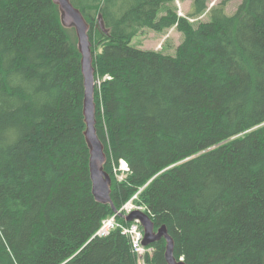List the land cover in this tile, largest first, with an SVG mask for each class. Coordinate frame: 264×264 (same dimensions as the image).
Returning <instances> with one entry per match:
<instances>
[{
	"label": "trees",
	"instance_id": "1",
	"mask_svg": "<svg viewBox=\"0 0 264 264\" xmlns=\"http://www.w3.org/2000/svg\"><path fill=\"white\" fill-rule=\"evenodd\" d=\"M70 1L90 26L114 207L137 193L186 264H264V0H193L187 15L176 0ZM172 26L173 55L130 45ZM80 60L52 0H0V264H167L163 238L138 256L120 227L96 235L114 212L92 194Z\"/></svg>",
	"mask_w": 264,
	"mask_h": 264
},
{
	"label": "water",
	"instance_id": "2",
	"mask_svg": "<svg viewBox=\"0 0 264 264\" xmlns=\"http://www.w3.org/2000/svg\"><path fill=\"white\" fill-rule=\"evenodd\" d=\"M59 9L61 23L66 28H74L77 37V48L81 54V72L83 76L84 97H83V115L86 128L84 131L90 157L89 171L92 182V194L97 202L110 204L114 213L117 209L111 200L110 174L104 169L107 157L104 151V145L96 132V103H95V68L93 66L92 43L89 37L90 26L84 18L82 12L75 7L70 0H52ZM97 26L105 33L108 29L105 27L102 14H98ZM127 222L138 220L144 231L142 244L150 246L161 240H165V260L167 264H186L184 260L177 259L174 255V241L168 234L165 225L155 229V224L149 215L141 210H133L125 215Z\"/></svg>",
	"mask_w": 264,
	"mask_h": 264
},
{
	"label": "rangeland",
	"instance_id": "3",
	"mask_svg": "<svg viewBox=\"0 0 264 264\" xmlns=\"http://www.w3.org/2000/svg\"><path fill=\"white\" fill-rule=\"evenodd\" d=\"M221 1L222 0H208V9L220 3ZM192 2L193 0H176L175 3H176L179 14L187 15L188 12L190 11ZM240 3H241V0L228 1L226 4V12L227 13L234 12ZM208 9L201 15L190 18L191 22L196 24L199 21L208 20L209 19ZM181 41H182V34L177 30L175 26H172L171 28L167 29L164 32H156L154 30L145 28L131 40L130 45L133 47L141 48V49L159 50L166 54L173 55L175 54L176 47L180 44ZM98 84H100L99 81H98ZM117 169L118 167L116 168V171L119 173L118 174L119 178L121 176L124 177L127 174V172H121V169H118V170ZM118 217L124 218L125 216L118 214ZM140 264H143V263H140Z\"/></svg>",
	"mask_w": 264,
	"mask_h": 264
},
{
	"label": "built area",
	"instance_id": "4",
	"mask_svg": "<svg viewBox=\"0 0 264 264\" xmlns=\"http://www.w3.org/2000/svg\"><path fill=\"white\" fill-rule=\"evenodd\" d=\"M106 78H109V76H106ZM119 168L121 169V172L129 171L128 165H127V163L124 160H120ZM120 178H123V177L121 176ZM136 199H137V193L131 199H129L126 203H124L122 205V207L119 210H117L116 213H113L111 216L106 217L102 221L98 231L96 232V235H98V236H106L114 228L120 227L122 233L129 237L132 251L134 253H136V254L141 256V255H143L146 252H152L153 249H152L151 246H144L142 244V241H143V238H144V232H143V229L141 227L140 222L138 220H134V221L130 222L127 225H121L117 221L118 214H121V215L125 216V215H127V214H129L131 212V211L130 212L127 211V209L129 207H132L133 210L145 211V207L141 206V205H138L136 203ZM137 233H140L141 237H142L140 239V241H139V244H137V242H136V239H137L136 238V234Z\"/></svg>",
	"mask_w": 264,
	"mask_h": 264
},
{
	"label": "clouds",
	"instance_id": "5",
	"mask_svg": "<svg viewBox=\"0 0 264 264\" xmlns=\"http://www.w3.org/2000/svg\"><path fill=\"white\" fill-rule=\"evenodd\" d=\"M132 210H133L132 207H129V208L127 209V211H129V212L132 211ZM136 238H137V239H136V242H137V244H139V241H140V239L142 238V237H141V234H140V233H137V234H136Z\"/></svg>",
	"mask_w": 264,
	"mask_h": 264
},
{
	"label": "bare ground",
	"instance_id": "6",
	"mask_svg": "<svg viewBox=\"0 0 264 264\" xmlns=\"http://www.w3.org/2000/svg\"><path fill=\"white\" fill-rule=\"evenodd\" d=\"M118 169H120V168L118 167ZM118 169H117V170H118Z\"/></svg>",
	"mask_w": 264,
	"mask_h": 264
}]
</instances>
